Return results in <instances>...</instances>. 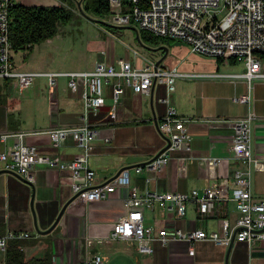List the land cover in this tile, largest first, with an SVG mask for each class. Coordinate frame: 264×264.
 <instances>
[{
    "label": "crops",
    "instance_id": "0c3cea01",
    "mask_svg": "<svg viewBox=\"0 0 264 264\" xmlns=\"http://www.w3.org/2000/svg\"><path fill=\"white\" fill-rule=\"evenodd\" d=\"M15 2L25 5L64 4L62 0ZM92 46L96 54L92 65L71 71H88L98 60L115 63L118 58H128L133 66L140 68L144 65V58L150 56L138 53L139 58L134 53L121 55L115 50L110 37L106 42L95 41ZM204 56L209 55L192 52L190 47L188 50L179 49L176 56L169 55L167 50L163 62L176 67L179 73L175 78L174 90L167 94L163 84H156L149 94H136L129 86H124L116 104L115 120L109 118L108 111L113 100V85L120 80L111 77L104 83V104L96 114L88 113V120L94 127L106 128L112 135L108 143L96 141L94 151L88 158V165L95 172L96 183L107 181L119 171L128 169L130 186L140 193H188L194 189L202 191L217 186L231 195L235 187L234 171L245 170L249 172L252 196L264 201V79H251L248 88L244 79L198 76L196 74L243 72L233 70L234 65L223 66L226 64L223 58L217 62V57L210 56L213 57L210 59ZM229 62L234 64L238 61ZM39 78L37 86L33 83L24 90H19L14 80H0V133L75 126L80 122L82 99L79 93L67 88L66 77L62 86H59L58 78L57 89L51 96L46 91L47 78ZM14 90H28L32 94L19 100L11 96ZM248 91L250 104L234 100V97ZM2 95L7 97L3 98ZM164 97H168L167 101H161ZM167 106H172L177 116L187 119L190 149L172 151L169 162L156 170L146 164L166 145V139L159 133L156 123L165 115ZM249 110L255 114L251 123L250 149L258 160L257 167H247L236 161L230 148L233 133L231 121L244 116ZM13 140L11 138L6 143L0 141V152L6 150ZM23 140L35 145L40 154L58 157L65 163L78 152L71 138L58 148L51 146L48 135L44 133L27 135ZM199 157H214L220 161L215 166H208L200 164L197 160ZM136 167L140 170H136ZM4 170V163L0 160V235L9 231L27 232L29 237L8 240V243L18 240L26 259L46 255L50 257L51 264H88L93 255H98L101 258L99 264H264V239L251 246L234 240L230 246V243L217 244L207 239L192 242L176 239L165 244L153 239L152 252H141L134 240L109 238L112 223L127 212L124 205L127 197L125 187L114 189L99 200L75 202L67 168L37 165L32 170L33 182L24 181ZM32 195L34 215L40 230L47 229L62 206L72 199L58 223L48 233L40 234L35 230L30 204ZM143 217L144 226L150 228L151 234L163 228L171 235L175 229L220 232L221 221L227 220L229 226L233 227L238 213L235 201L229 198L215 201L211 212L202 217L198 215L193 202H186L185 213L178 218L174 209L157 204L151 208L145 207ZM4 253L0 251V264H5Z\"/></svg>",
    "mask_w": 264,
    "mask_h": 264
},
{
    "label": "built area",
    "instance_id": "2783aa9c",
    "mask_svg": "<svg viewBox=\"0 0 264 264\" xmlns=\"http://www.w3.org/2000/svg\"><path fill=\"white\" fill-rule=\"evenodd\" d=\"M16 0H0V80H14L19 90L30 87L36 78H47L46 91L51 96L57 89L58 78H67V88L79 93L83 111L80 122L75 126H61L45 130L31 129L21 131H5L0 133V141L13 142L0 152V160L5 170L12 171L29 182H33V168L37 165L67 168L72 179L73 200L88 202L108 196L119 187L127 189L124 205L127 212L112 223L110 239L134 240L137 249L151 253L153 239L161 243L182 239L189 242L195 240H212L217 244L227 245L234 241L244 242L248 246L264 239V201L251 194L249 172L235 170L231 195L217 186L198 191L184 192H148L140 193L129 183V170L123 169L113 179L102 183L95 182V172L88 165L95 142L101 140L108 143L112 135L105 129L94 127L88 120V113L96 114L104 104V83L115 77L112 89L113 103L108 111L110 119H116V103L129 86L136 94H149L156 84H163L167 94L175 88V78L179 75L176 67H171L157 58L147 56L144 65L137 68L128 58H118L115 63L98 60L88 71L69 72H37L17 70L12 58V46L9 40L8 9ZM109 13L106 19L115 25L136 22L139 27L154 35L184 41L192 52L213 57H233L242 62L245 69L241 73H207L198 76L216 79H244L250 87L253 78L264 79L261 54H264V0H108ZM137 54L136 51H133ZM190 75V74H189ZM164 97L161 101H167ZM235 101L250 104L249 91ZM255 114L249 110L244 116L232 120L231 152L236 161L247 167L258 166V160L250 149L251 123ZM159 133L169 140V145L158 156L146 165L152 169L163 168L170 160L171 152L188 151L191 136L187 129V119L177 116L172 106H167L165 115L156 123ZM48 135L53 148L62 146L71 138L78 152L67 163L58 157H48L38 152L35 145L24 142V137L31 134ZM190 158V156H188ZM198 162L215 166L219 159L199 157ZM136 170H140L136 167ZM232 198L238 217L235 226L230 227L227 220H222L220 232H206L203 229L183 231L175 229L171 235L165 229H159L154 235L150 228L144 226L143 210L155 204L174 209L176 217L185 213L186 202L196 204L200 217L211 212L215 201ZM29 237L27 232L9 231L0 235V251L5 252L9 239ZM101 258L93 255L88 264H99Z\"/></svg>",
    "mask_w": 264,
    "mask_h": 264
},
{
    "label": "rangeland",
    "instance_id": "374dc122",
    "mask_svg": "<svg viewBox=\"0 0 264 264\" xmlns=\"http://www.w3.org/2000/svg\"><path fill=\"white\" fill-rule=\"evenodd\" d=\"M94 1L95 0H82V5H80V7L77 2H73L71 6V20L64 25H61L55 36L41 42L40 44L34 45L30 52L13 51L12 57L16 69L38 70V72H65L89 68L96 55L92 45L95 41L103 40L106 42L107 37H110L114 42L117 53L124 56L127 53H133V51H136L139 55L146 56L145 54L151 52L147 50L146 47L156 48L164 46L167 48L168 54L171 56H176L179 49H189L184 41L175 38L172 40L167 39L165 41H159L156 45L149 44L144 39L138 40L137 33H140L142 29L136 22L125 25L111 24L106 19L105 15H98L94 12ZM174 50L177 51L173 52ZM138 54L137 58H139ZM204 57L213 59V57L210 56ZM214 58L216 59V57ZM261 59L264 63V56H262ZM229 61V57L224 56L223 63L225 62L226 64L223 66L228 67V65H234L233 70L244 71L245 67L242 62L238 61L237 63L230 64ZM64 79L65 77L59 78V86L63 85ZM66 80L67 78L65 81ZM39 82L40 78L38 77L34 81L35 86H37ZM11 94L13 98L22 100L24 97H27L28 95L30 96L32 93L28 90L21 92L14 90ZM2 97L6 98L7 96L2 95ZM118 103L119 102L116 104Z\"/></svg>",
    "mask_w": 264,
    "mask_h": 264
},
{
    "label": "trees",
    "instance_id": "16d2710c",
    "mask_svg": "<svg viewBox=\"0 0 264 264\" xmlns=\"http://www.w3.org/2000/svg\"><path fill=\"white\" fill-rule=\"evenodd\" d=\"M62 1L65 5H25L15 2L9 7V40L14 52H30L34 45L40 44L41 42L55 36L58 28L71 20V6L72 3H76L77 0ZM80 2V5H82V0ZM93 10L98 15L106 16L109 13L108 0H95L93 2ZM137 38L138 40L144 39L147 43L152 45L158 44L159 41H165L167 39L172 40V38L157 36L144 30L137 33ZM164 54L165 49L149 53L150 56H154L157 59L164 56ZM261 56H264V54H261ZM165 57L166 55L164 58ZM164 58L162 60H164ZM229 59L231 63L235 62L233 57H229ZM221 60L222 57H217L216 59L217 62H220ZM4 260L5 264H51L50 257L46 255L42 258L26 259L17 239L10 240L7 244L4 253Z\"/></svg>",
    "mask_w": 264,
    "mask_h": 264
},
{
    "label": "water",
    "instance_id": "95a60500",
    "mask_svg": "<svg viewBox=\"0 0 264 264\" xmlns=\"http://www.w3.org/2000/svg\"><path fill=\"white\" fill-rule=\"evenodd\" d=\"M80 1H81V0H77V4H78L79 7H80ZM146 49L149 50V51H151V52H156L157 50L165 49V54H164V56H165L166 53H167V49H166L164 46H159V47H156V48H149V47H146ZM164 56L158 58L157 61H156V63L160 62V61L164 58ZM165 139H166V145H165V146H164V147H163V148H162V149H161V150L155 155V157L158 156L162 151H164L165 148L169 145V140H168L167 138H165ZM155 157H154V158H155ZM4 171L11 172L12 174L16 175L18 178H20V179L26 181L25 179H23L21 176H19V175H18L17 173H15V172L8 171V170H4ZM119 172H120V171H119ZM119 172L116 173V175L113 176L111 179H113L114 177H116V176L119 174ZM109 180H110V179H109ZM71 200H72V199H70L69 201H67V202L62 206V208L60 209V211H59L57 217L55 218V220L53 221V223H52L47 229H45V230H40L39 227H38V225H37V223H36V218H35V215H34V210H33V206H32V203H33V195H32V198H31V202H30V204H31V210H32V213H33V218H34V227H35V230H36L38 233H40V234H44V233H48V232H50V231L55 227V225L58 223L59 219L61 218V216H62V214H63V212H64V210H65V208H66L67 205L71 202ZM232 243H233V239L231 240V242H230L229 245L231 246ZM230 246H229V247H230Z\"/></svg>",
    "mask_w": 264,
    "mask_h": 264
}]
</instances>
